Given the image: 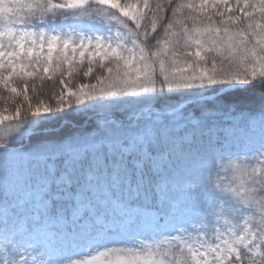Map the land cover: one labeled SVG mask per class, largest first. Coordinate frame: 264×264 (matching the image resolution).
Returning <instances> with one entry per match:
<instances>
[{
    "label": "snow or ice",
    "instance_id": "1",
    "mask_svg": "<svg viewBox=\"0 0 264 264\" xmlns=\"http://www.w3.org/2000/svg\"><path fill=\"white\" fill-rule=\"evenodd\" d=\"M0 100V264H264V0H0Z\"/></svg>",
    "mask_w": 264,
    "mask_h": 264
},
{
    "label": "trees",
    "instance_id": "2",
    "mask_svg": "<svg viewBox=\"0 0 264 264\" xmlns=\"http://www.w3.org/2000/svg\"><path fill=\"white\" fill-rule=\"evenodd\" d=\"M81 82H86L83 78V76L76 77L72 80V85L75 86L76 84H79ZM37 88L40 89L41 85L40 82L37 81ZM22 86V85H19ZM60 91V85L58 80L53 83L52 81L45 80L42 85V90L38 92V94H33L31 90L29 91V96L32 97L33 102H38L39 100H44L46 103H55L54 100L51 99L53 92H56L57 94ZM34 98H37L38 100H35ZM2 101V100H1ZM67 131L66 128H63L60 132H56L58 135H62Z\"/></svg>",
    "mask_w": 264,
    "mask_h": 264
},
{
    "label": "rangeland",
    "instance_id": "3",
    "mask_svg": "<svg viewBox=\"0 0 264 264\" xmlns=\"http://www.w3.org/2000/svg\"><path fill=\"white\" fill-rule=\"evenodd\" d=\"M85 80V79H84ZM86 81V80H85ZM87 82V81H86ZM81 83H85V82H81ZM20 87H22V86H20ZM4 95L6 96L7 95V93H4ZM35 100H38L37 98H34ZM18 102H22V98H20L19 100H18ZM32 103H33V105L35 106V104L37 103V102H33V100L31 101ZM5 107V104H4V102L3 101H1L0 100V110H2L3 108ZM9 107L11 108V107H13L12 105H9Z\"/></svg>",
    "mask_w": 264,
    "mask_h": 264
}]
</instances>
